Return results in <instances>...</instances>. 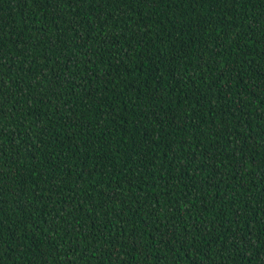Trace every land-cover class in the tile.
<instances>
[{
  "label": "trees",
  "instance_id": "1",
  "mask_svg": "<svg viewBox=\"0 0 264 264\" xmlns=\"http://www.w3.org/2000/svg\"><path fill=\"white\" fill-rule=\"evenodd\" d=\"M0 264H264V0H0Z\"/></svg>",
  "mask_w": 264,
  "mask_h": 264
}]
</instances>
